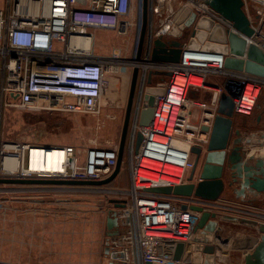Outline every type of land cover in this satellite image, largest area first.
Listing matches in <instances>:
<instances>
[{
  "label": "built area",
  "instance_id": "2783aa9c",
  "mask_svg": "<svg viewBox=\"0 0 264 264\" xmlns=\"http://www.w3.org/2000/svg\"><path fill=\"white\" fill-rule=\"evenodd\" d=\"M142 2L137 23L140 30ZM176 5L177 9L180 6V16L183 10L190 8L197 17L210 18L242 37L246 48L255 44L264 51V0H243V10L254 31L251 36L237 31L203 0H147L141 59H136V48L134 58L129 61H118L119 53L110 56L95 53L92 38L98 29L128 35L135 27L134 0H1L0 99L3 107L96 116L102 110L109 74H118L120 63L131 66L132 71L135 67L139 70V87L125 141L130 190L120 200L123 206L118 210V232L108 239V257L113 264L179 262L172 260L175 245L191 243L200 213L189 208L192 197L161 195L147 190L189 183L195 160L191 149L204 150L207 146L223 92L232 97L234 114L244 117L252 115L264 93V77L225 66L227 57L245 61L246 51L233 55L229 47L227 54L201 48L183 49L178 63L152 61L153 40L167 39L165 35L174 24L177 9L170 15L167 12ZM149 72L157 73L156 81L155 76H151V86L162 88L163 93L154 96L152 119L147 126H141L140 111L146 104L144 94ZM167 72L169 75H164ZM211 77L221 79V83L209 80ZM191 91L209 94L198 98L192 97ZM138 133L142 140L135 151ZM7 143L15 145L16 149L3 147ZM7 143L2 146L0 155L20 158L25 169L30 149L37 145ZM42 146L61 148L64 145ZM64 147V171L46 175L33 171L23 175L22 171L14 178L100 181L115 169L118 145L89 148L82 168L77 160L79 152L72 146ZM243 151L246 159L254 158L251 149ZM197 202L199 204L194 205L204 207L200 204L203 201ZM183 204L187 208L183 209Z\"/></svg>",
  "mask_w": 264,
  "mask_h": 264
},
{
  "label": "rangeland",
  "instance_id": "374dc122",
  "mask_svg": "<svg viewBox=\"0 0 264 264\" xmlns=\"http://www.w3.org/2000/svg\"><path fill=\"white\" fill-rule=\"evenodd\" d=\"M140 6L141 0H134L132 20L135 27L131 28L128 35L120 36L114 30L94 31L92 47L95 53L105 56L119 53L118 61L134 58L140 34V25L137 26ZM179 8L174 12L176 19L173 20L171 32L165 38L186 42L189 39V29L184 24L191 11L190 8L185 9L180 16ZM120 64L118 74H109L108 90L103 97L99 115L28 112L0 107V150L7 142L68 145L79 152L77 160L82 168L89 148H105L110 145H118L119 148L132 75L131 66ZM153 77L156 81L157 73ZM137 86L139 87V81ZM198 98H202V95ZM257 107L263 114L264 95L259 98L251 115L252 119ZM247 130L252 131L254 127L250 126ZM1 159L0 155V161ZM128 165L124 146L120 171L106 185L0 184V264H93L94 260L90 257L94 256L97 257L98 264H108L109 257L104 254V241L107 237L104 234V219L107 210L114 208L113 201L120 202L130 190ZM0 178H10L1 165ZM27 215L34 216L35 221H41L48 228L49 239L43 245L40 241L39 245L34 244V250L44 255L37 257L40 258L37 263L31 260L34 253L32 244L30 243L27 253L24 241ZM90 223H97V244L95 237L93 242H88ZM57 226L63 231L62 237H57ZM17 233L23 239L19 238L18 245L15 241L14 244L11 243V235ZM27 254L30 258L26 257Z\"/></svg>",
  "mask_w": 264,
  "mask_h": 264
},
{
  "label": "water",
  "instance_id": "95a60500",
  "mask_svg": "<svg viewBox=\"0 0 264 264\" xmlns=\"http://www.w3.org/2000/svg\"><path fill=\"white\" fill-rule=\"evenodd\" d=\"M212 10L221 15L224 19L232 23V26L240 33L251 36L253 28L243 10V0H203ZM177 5L168 10L167 15L177 9ZM147 26V0L142 2V26L137 46L136 59H141L144 38ZM184 26L189 29V39L183 42L179 39L161 37L153 40L151 50V60L178 63L181 58L182 50H197L217 52L227 54L228 47L233 55H242L246 51L247 59H237L227 57L225 66L233 70H244L251 74L264 77V51L255 44H250L246 48L245 41L235 33L227 31L219 23H215L207 17H197L195 12H191ZM171 32V31H170ZM202 45V46H201ZM201 46V47H200ZM264 47V44H263ZM138 68L132 71L130 88L125 108L124 120L119 140L117 163L112 174L106 179L100 181L87 180H52V179H27V178H0V184H53V185H106L113 181L119 171L128 133L130 116L135 102V93L138 78ZM148 73L147 86L145 88L144 100L146 102L140 111L139 124L147 126L153 116L154 96L163 93L162 88L152 87L151 76ZM169 75V72L164 73ZM234 109L232 97L223 92L218 103L217 114L213 120L210 137L204 150L199 147H192L191 151L195 154L194 167L191 170L188 180L189 183L174 187H157L148 189L161 195H173L181 197H197L206 201L216 200L224 191V175L229 167L232 170V183H239V191L235 193L242 194L243 190L248 189L252 193L264 194V156L260 158L249 157L246 159L245 153L241 150V140L239 130L234 129ZM235 135V139H233ZM142 140L141 133L137 134L135 151L138 150ZM241 180V181H240ZM114 202V208L109 209L106 217V241L104 254L108 255V239L117 234L118 208L123 204ZM182 208H187L183 204ZM189 208L200 213V217L195 227L194 242L202 241L204 244L194 243L191 245V264H203V255H211L215 251L212 245L213 231L215 229L214 221H210L211 212L205 210L202 205H190ZM262 232L258 243L251 252L244 257V264H264V225H259ZM184 244L177 243L172 254L173 261H181L184 251ZM108 264H112L109 262ZM145 264H160L146 262Z\"/></svg>",
  "mask_w": 264,
  "mask_h": 264
},
{
  "label": "crops",
  "instance_id": "0c3cea01",
  "mask_svg": "<svg viewBox=\"0 0 264 264\" xmlns=\"http://www.w3.org/2000/svg\"><path fill=\"white\" fill-rule=\"evenodd\" d=\"M171 3V2H170ZM175 3V2H174ZM169 4V3H168ZM211 81L220 82L221 79L216 77L209 78ZM207 91L195 92L191 91L192 97H198L202 95L203 98L208 97ZM264 95V93L262 94ZM0 107L3 109L0 99ZM256 109L255 117H244L234 114V129L239 130V138L241 140V150L244 148L251 149L254 158H260L264 156V116ZM254 121V122H253ZM250 126L254 127V130H247ZM233 135V139H235ZM250 141V142H249ZM232 170L228 167L224 175L225 188L220 196L214 201H206L192 197L191 205L198 203L197 200L205 201L200 203L204 205V209L211 212L210 221H214L215 229L212 233V245L215 247V251L211 255H203V264H244V257L247 253L251 252L254 246L258 243L261 231L259 229V222L264 225V194L252 193L248 189L243 190L242 194H237L235 191H239V183H231ZM241 181V180H240ZM199 204V203H198ZM109 209L106 212L104 219V234L106 237V217ZM25 223V245L28 253L30 243L33 246V255L31 257L32 262L39 261L44 257L43 254H39L34 250V244L39 245V241L43 245L45 241L49 239L48 228L44 227L41 221H35L34 216L26 217ZM90 223L88 232V242L98 243V226L97 223ZM94 228V232H93ZM57 237H62L63 231L60 228H56ZM104 237V238H105ZM18 233L11 235V243L18 245ZM23 240L22 238H20ZM106 240V238H105ZM23 241V243H24ZM105 243V241H104ZM194 243L204 244V242L190 243V246H185L183 251L182 260L174 264H191V245ZM44 249H42V252ZM186 255V256H185ZM185 256V257H184ZM26 257L30 256L27 254ZM28 258V260H29ZM94 260L93 264L97 263V257H90ZM41 261L43 262L42 258Z\"/></svg>",
  "mask_w": 264,
  "mask_h": 264
},
{
  "label": "bare ground",
  "instance_id": "6f19581e",
  "mask_svg": "<svg viewBox=\"0 0 264 264\" xmlns=\"http://www.w3.org/2000/svg\"><path fill=\"white\" fill-rule=\"evenodd\" d=\"M166 29H168V27H166ZM64 146L61 148H57V147H46L42 145L41 146L37 145L36 147L30 149L25 169H22L21 159L11 155L3 156L2 154L0 165L2 169L9 174L10 177H14L17 174L21 175L22 171H23L22 172L23 175H27L29 171L40 172L41 175L64 171L65 168L64 161L66 158V151ZM3 147H6V149L12 147L15 148V145L10 146L7 143ZM184 245L190 246V243H186V244L184 243ZM166 253H167L166 251L163 253V257H165ZM155 262L157 263V261H154L152 263Z\"/></svg>",
  "mask_w": 264,
  "mask_h": 264
}]
</instances>
